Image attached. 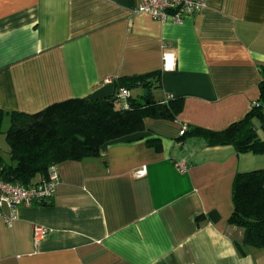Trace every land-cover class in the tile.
Wrapping results in <instances>:
<instances>
[{
	"label": "crops",
	"instance_id": "obj_1",
	"mask_svg": "<svg viewBox=\"0 0 264 264\" xmlns=\"http://www.w3.org/2000/svg\"><path fill=\"white\" fill-rule=\"evenodd\" d=\"M138 2L0 0L1 111L109 95L113 79L152 71L154 99L183 101L173 120L146 117L99 155L57 163L53 197L0 216V264H264V247L239 252L243 229L228 222L235 173L264 167V153L176 139L183 125L221 130L258 102L264 0H206L164 22ZM252 122L264 138V103ZM155 136L159 150L145 142ZM9 161L0 143V167Z\"/></svg>",
	"mask_w": 264,
	"mask_h": 264
},
{
	"label": "trees",
	"instance_id": "obj_2",
	"mask_svg": "<svg viewBox=\"0 0 264 264\" xmlns=\"http://www.w3.org/2000/svg\"><path fill=\"white\" fill-rule=\"evenodd\" d=\"M159 71L113 79L115 91L100 97H72L53 102L27 113L1 111L0 130L6 119L4 138L9 147V163L0 167V177L23 184L35 183L50 166L64 160H81L99 155L103 144L144 129L146 117L173 120L181 111L182 98L157 101L151 90L159 86ZM120 87H138L140 92L127 98L125 107L117 95ZM258 102L239 120L221 130L189 126L176 139L201 136L209 146L232 145L238 152L264 153V138L259 137L252 118L264 103V79L258 85ZM142 89H147L143 95ZM148 99V102H146ZM148 146L161 149V138L149 137ZM233 210L228 222L243 229L239 252L264 247V167L237 171L233 177ZM204 215L196 216V220Z\"/></svg>",
	"mask_w": 264,
	"mask_h": 264
},
{
	"label": "built area",
	"instance_id": "obj_3",
	"mask_svg": "<svg viewBox=\"0 0 264 264\" xmlns=\"http://www.w3.org/2000/svg\"><path fill=\"white\" fill-rule=\"evenodd\" d=\"M206 3V0H139L137 11L147 13L159 21H180L183 17L198 12ZM167 61V58L165 57ZM165 66H168L167 62ZM111 79H106L110 82ZM130 89L120 87L117 95L123 105L127 106V98L130 96ZM182 126L179 133L182 134L186 129ZM180 169L185 166L176 163ZM138 171L137 174H140ZM59 182V177L54 166H50L45 176H42L35 183L23 184L20 182L6 181L0 177V216L6 221H11L15 216V210L19 206H30L33 204L44 203L55 193V188ZM5 209L8 212H5ZM36 239L45 235L46 229L41 225L34 227Z\"/></svg>",
	"mask_w": 264,
	"mask_h": 264
},
{
	"label": "rangeland",
	"instance_id": "obj_4",
	"mask_svg": "<svg viewBox=\"0 0 264 264\" xmlns=\"http://www.w3.org/2000/svg\"><path fill=\"white\" fill-rule=\"evenodd\" d=\"M133 89H135V88H132V91H131L132 95H136L137 92H140V90L136 91V90H133ZM142 93H143V89H142ZM7 124H6V121H5L4 125L2 126V128L0 130V143H3L5 146L7 145V143H6L5 138H4V130H5L6 126H7Z\"/></svg>",
	"mask_w": 264,
	"mask_h": 264
},
{
	"label": "water",
	"instance_id": "obj_5",
	"mask_svg": "<svg viewBox=\"0 0 264 264\" xmlns=\"http://www.w3.org/2000/svg\"><path fill=\"white\" fill-rule=\"evenodd\" d=\"M143 95H147V89H143ZM146 102H148V99H146Z\"/></svg>",
	"mask_w": 264,
	"mask_h": 264
}]
</instances>
